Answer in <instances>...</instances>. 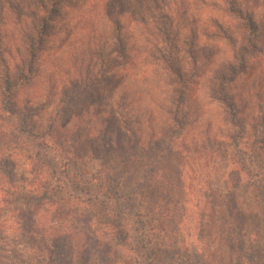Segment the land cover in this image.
Returning a JSON list of instances; mask_svg holds the SVG:
<instances>
[{"label":"rangeland","instance_id":"1","mask_svg":"<svg viewBox=\"0 0 264 264\" xmlns=\"http://www.w3.org/2000/svg\"><path fill=\"white\" fill-rule=\"evenodd\" d=\"M250 1L260 32L254 47L226 0L60 4L11 115L0 92V132L24 124L80 138L82 157L69 169L79 180L61 192L48 179L45 194H20L18 203L0 190V264H59L58 250L42 252L25 232L30 205L43 228L91 238L94 264H133L119 213L130 205L142 212L152 264H264V0L241 3ZM170 68L187 81L181 107ZM38 145L0 138V168L14 165L27 191L47 169L34 162ZM60 244L63 255L73 252L69 236Z\"/></svg>","mask_w":264,"mask_h":264},{"label":"trees","instance_id":"2","mask_svg":"<svg viewBox=\"0 0 264 264\" xmlns=\"http://www.w3.org/2000/svg\"><path fill=\"white\" fill-rule=\"evenodd\" d=\"M67 1L68 0H0V92L4 99V107L7 114L11 115L13 113L11 101L16 94V89L29 78L30 73H32L41 59L40 56L47 48L48 38L53 33L52 30L57 28V26H54V23L57 17L62 16L60 4ZM226 1L228 4V11L244 19L248 24L246 29L250 35L248 41L250 46L254 47V40L260 39L258 26L255 24V20L250 12V5H254L255 2L253 3L250 1V3L248 2L246 4L243 2L241 3V0ZM26 11H29L31 14H28ZM162 60L166 62L167 66L169 60L164 56H162ZM109 66L114 67L115 63H111ZM170 71L172 75L176 77V105L181 107L184 104L186 91L188 89L187 81L184 79L180 70L170 68ZM229 101L230 100L224 97L223 103H229L228 109L230 113L228 112V114L234 116L235 108ZM259 109L263 113V108L260 107ZM169 113L172 115L177 125L184 126L185 120L178 115L177 110L169 111ZM224 114H227V112L225 111ZM234 118L232 117L230 120L226 118V120L236 128L237 123ZM262 127L264 128V122H262ZM0 138H2L4 142H10L12 140V142L17 144L23 139H33L36 145L39 142V147L37 149L39 157L35 158L34 162H36L35 164L37 166L38 164L40 167L43 165L48 169H46L48 171L46 172L44 168H39L38 176H36L39 178V182L35 183L33 189L27 191L25 178L23 176L14 175L13 171L16 168L14 165V170L12 171H3L0 168V190L4 191L6 197L11 198V201L18 203L17 198L20 194H25L29 198H31V193H33L34 196H42L46 192L45 186L48 185V182H46L48 179L56 183V188L61 192L69 187L68 183L71 179L74 181L79 180L77 172L71 173L69 169L71 166L76 167L79 159L82 157V154H80L82 148L80 138H74L71 141L57 139L51 129L35 131L28 126H24V124H20L10 135L2 132ZM231 138L236 141V135H231ZM235 144L239 145V142L237 141ZM14 155V152H12L10 157L14 158ZM16 181L19 183H17L19 186H17V184L14 185ZM5 184H8L6 189L3 188ZM115 200L117 201V198ZM31 207L33 208L32 205H30V207H24V210L30 214L29 218H27L26 227L24 226L25 232L36 241L41 251L44 250L46 252L51 250L52 252H56L58 250L59 264H75L79 261H81L82 264L95 263L94 257L96 248L92 249L89 247V240H91V238L88 240V237L76 236L75 233H67L66 231L61 232L59 230L53 232L52 230H55L54 228H43L44 225L42 226L40 224L41 222L38 220L37 213H32ZM117 208L119 209V204H117ZM127 211L119 213L122 215L124 222L126 221V227L128 228L130 253L133 264H152V259L150 258L152 253L148 243L147 228L142 219L140 207L130 205V209ZM23 220L24 218H22V223ZM39 225L42 226V231ZM68 236L73 243L71 247L73 252L69 255H63L61 253L63 246H61L60 241ZM87 240L88 242H86ZM96 247L98 246L96 245ZM49 260V264H55L53 258H49Z\"/></svg>","mask_w":264,"mask_h":264}]
</instances>
